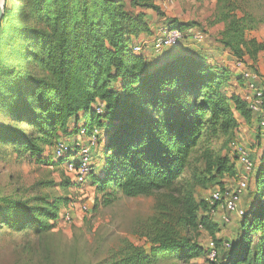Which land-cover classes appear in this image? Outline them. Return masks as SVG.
Instances as JSON below:
<instances>
[{
  "label": "trees",
  "instance_id": "16d2710c",
  "mask_svg": "<svg viewBox=\"0 0 264 264\" xmlns=\"http://www.w3.org/2000/svg\"><path fill=\"white\" fill-rule=\"evenodd\" d=\"M215 1V21L225 26L220 45L235 58H248V67L258 73L255 65L264 44L247 37L257 30L254 18L234 0ZM129 8L164 16L154 0H5L0 112H6L11 123H0V146L12 144L43 163V148H54L60 135L78 136L81 128L88 136L96 128L103 131L101 170L94 167L86 185L73 180L67 185L76 192L91 186L103 195L105 206L118 194H160L157 215L146 229L149 251L128 243L114 264H190L200 259V264H264V155L255 163L239 234L229 248L214 238L221 248L217 262L207 259L206 247L194 238L200 226L211 236H218L224 226L209 215L208 201L196 199L195 190L235 178L236 160L230 154L216 162L206 152L209 178L195 170L186 177L205 134L228 136L237 126L234 113L262 129V116H254L245 100L246 81L238 72L236 82L244 92L227 98L221 88L230 73L204 55L180 50L163 58L153 54L150 60L135 53L134 40L151 28L145 13L134 14ZM172 24L183 31L196 27ZM98 102L105 105L102 115L94 108ZM80 115L83 124L69 126ZM23 124L32 129L30 135L18 128ZM57 161L65 167L68 160ZM72 202L43 200L32 208L0 200V225L19 231L33 226L36 233H46L61 221V206Z\"/></svg>",
  "mask_w": 264,
  "mask_h": 264
},
{
  "label": "rangeland",
  "instance_id": "374dc122",
  "mask_svg": "<svg viewBox=\"0 0 264 264\" xmlns=\"http://www.w3.org/2000/svg\"><path fill=\"white\" fill-rule=\"evenodd\" d=\"M154 1L171 20L175 19L176 10H180L179 15L185 16L189 23L206 30V38L199 43L200 46H205L208 61L230 73L229 81L222 82V93L227 98L241 95L243 92L236 82L239 74L233 67L235 57L217 40V34H221L225 28L223 24L215 21L217 2L215 0ZM234 2L243 12L252 16L257 24V30L247 33L248 39H256L264 44V0H234ZM239 16L242 14L239 13ZM213 25L216 26V30L209 34ZM206 47L214 49V52L209 53ZM255 66L261 82H264V52L259 55ZM234 118L237 126L228 136L221 134L215 136L209 132L205 134L192 157L191 171L187 174V178H191L193 170L209 178L206 173L209 161L206 152H209L216 162L220 159H228L231 156L228 145L233 139H236L244 149L249 150L255 163L260 155H264V128L247 125L237 113H234ZM0 123L9 125L11 117L6 112H0ZM18 128L26 131L28 135L31 134L32 129L28 124L18 125ZM252 134L256 136L254 145H251ZM68 139L69 137L60 135L56 142L70 144ZM52 149L53 147L49 145L43 148L41 156L43 163H41L37 158H32L30 153L25 154L12 144L0 146L1 201L15 200L16 203L24 202L33 208L40 205L43 200L48 202L60 198L75 200L66 208L62 205L60 210L62 216L71 206L72 221L62 220L52 223L55 227L46 233H36L33 226L23 227L19 231L7 225L4 227L0 225V264H114L120 260V252L128 243L144 247L149 251L150 244L145 238L146 229L157 215V201L160 194L139 198H128L118 194L113 204L105 206L103 195L97 194L91 186L88 185L76 192L72 186L67 185L68 182H72V176L56 159L51 158ZM99 151L100 166L103 158L102 148ZM46 161L47 163H44ZM213 184L215 182L197 186L196 199L207 202L215 186ZM73 204L75 207L72 206ZM84 206L89 209L87 213L81 210ZM241 222L240 219L235 218L232 225L221 227L224 229L222 237L211 236L207 232L196 234L194 239L203 248L206 247L210 237L224 243L232 242L239 234ZM203 261V259L195 260L190 264H200Z\"/></svg>",
  "mask_w": 264,
  "mask_h": 264
},
{
  "label": "built area",
  "instance_id": "2783aa9c",
  "mask_svg": "<svg viewBox=\"0 0 264 264\" xmlns=\"http://www.w3.org/2000/svg\"><path fill=\"white\" fill-rule=\"evenodd\" d=\"M205 29L192 27L187 31L179 28L164 26L154 36L148 44L137 45L134 52L145 54L146 49L150 48L154 55H161L167 49H173L184 45L189 39L202 42L206 36ZM234 69L246 81L245 100L252 114L257 118L262 116L258 125L264 128V90L259 86L260 77L255 69L248 67L245 59H234ZM98 115L104 114V103L98 102L94 106ZM88 131L81 128L77 140L72 144L57 142L53 148V157L56 160H68L65 162V169L72 176V180L77 185H86L89 177L94 171V151L100 149V139L103 131L96 128L90 136ZM230 154L241 167L242 171L236 174L232 180L227 179L224 184H217L211 191L210 216L217 220L219 225L230 226L235 218L242 220L246 215V210L242 207V202L246 197L251 180L255 174V162L252 159L249 150L244 149L237 140L229 145ZM75 207V204L72 205ZM61 216V221L71 222L73 219L72 207ZM87 213V206L81 209ZM200 232L205 233L202 226ZM222 247L229 248L230 244L225 242ZM207 259L210 262H217L220 256L221 248L214 238L210 237L206 244Z\"/></svg>",
  "mask_w": 264,
  "mask_h": 264
},
{
  "label": "crops",
  "instance_id": "0c3cea01",
  "mask_svg": "<svg viewBox=\"0 0 264 264\" xmlns=\"http://www.w3.org/2000/svg\"><path fill=\"white\" fill-rule=\"evenodd\" d=\"M155 4H156V1H155ZM157 5V4H156ZM129 11L133 12L134 14H137L139 12H142V13H145L146 16H147V19H148V22H149V26L151 28V31L149 34H145V35H141L139 36L138 38H136L134 40L135 42V46L137 45H143V44H148L150 43L154 36L159 32V30L164 27V26H169V25H174L172 24L173 22H176L177 25L179 24H186V23H189L190 21L186 20L185 16H181L179 15V11L180 10H176V15L174 16L175 19L171 20L169 15L167 14H164V16H159L157 15L155 12L151 11V10H133L131 8L128 9ZM182 12V11H181ZM216 30V26L213 25V28H211V31L209 32V34H212V32H214ZM220 33L217 34V40H219L220 38ZM208 37V36H207ZM206 38V36H205ZM207 48V47H206ZM205 49V46H200V43L193 40V39H189L184 45H182L181 47L179 48H176V49H173V50H170V49H167L165 50L161 55H162V58L167 56V55H172V54H175L176 52H179L180 50H186V51H190V52H196L197 54L199 55H204L206 56L207 52L204 50ZM209 49L208 52H214V49L212 48H207ZM159 55L158 58H161ZM144 56H146L147 59H154L155 56L151 53V50L150 48H147L146 49V52L144 54ZM235 59V58H234ZM264 81V80H263ZM259 84L262 86V89L264 90V82H261V79L259 81ZM242 92L243 89H240ZM243 94V93H242ZM246 94V92H245ZM78 122L79 126H81L84 122V117L83 115H80V118L79 120H71V122L69 123V126L73 127L76 123ZM253 126V125H252ZM257 127V126H256ZM254 132V131H253ZM262 134V133H261ZM251 136L252 137V144L251 145H254V142H255V139H256V136L254 134H252ZM69 142L70 143H74L76 140H77V135H73L71 137H69ZM259 141H257L258 143ZM259 144V143H258ZM262 156V155H260ZM258 156V158L260 157ZM100 157V151L99 149L98 150H95L94 151V164H95V167L98 169H100V167L103 166L104 162H101L100 163V166H99V162H98V158ZM258 161L259 159L256 161V165L258 164ZM235 170L237 173H239L240 171H242L241 167L239 166V164L237 162H235ZM253 190V188H251V191ZM249 199L248 197L246 196L242 202V207L244 210H246L249 206ZM218 236H221L224 235V232L221 231L219 234H217ZM225 237V236H224Z\"/></svg>",
  "mask_w": 264,
  "mask_h": 264
},
{
  "label": "water",
  "instance_id": "95a60500",
  "mask_svg": "<svg viewBox=\"0 0 264 264\" xmlns=\"http://www.w3.org/2000/svg\"><path fill=\"white\" fill-rule=\"evenodd\" d=\"M4 6H5V0H0V27L4 16Z\"/></svg>",
  "mask_w": 264,
  "mask_h": 264
}]
</instances>
